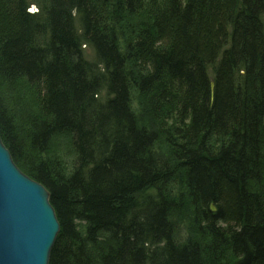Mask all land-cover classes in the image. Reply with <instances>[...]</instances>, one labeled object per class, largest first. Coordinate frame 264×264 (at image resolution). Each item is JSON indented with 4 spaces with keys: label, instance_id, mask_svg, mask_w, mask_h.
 Returning a JSON list of instances; mask_svg holds the SVG:
<instances>
[{
    "label": "trees",
    "instance_id": "obj_1",
    "mask_svg": "<svg viewBox=\"0 0 264 264\" xmlns=\"http://www.w3.org/2000/svg\"><path fill=\"white\" fill-rule=\"evenodd\" d=\"M20 83L36 106L0 98V139L48 192V264H264V0H0Z\"/></svg>",
    "mask_w": 264,
    "mask_h": 264
},
{
    "label": "water",
    "instance_id": "obj_2",
    "mask_svg": "<svg viewBox=\"0 0 264 264\" xmlns=\"http://www.w3.org/2000/svg\"><path fill=\"white\" fill-rule=\"evenodd\" d=\"M48 198L17 169L0 139V264H48L59 232Z\"/></svg>",
    "mask_w": 264,
    "mask_h": 264
},
{
    "label": "rangeland",
    "instance_id": "obj_3",
    "mask_svg": "<svg viewBox=\"0 0 264 264\" xmlns=\"http://www.w3.org/2000/svg\"><path fill=\"white\" fill-rule=\"evenodd\" d=\"M31 6H33V5H31ZM82 49H83L82 50L83 56L85 57V59L92 62L94 60V53L91 50V48L87 47L86 45H83ZM32 95H33V93L30 91L29 87L26 86L25 84L20 83V84H16V85L8 87V88L5 85L0 86V98H3L5 100V102L9 106V109L11 110L12 114H14V116L16 115L20 119L23 118V121L26 117L25 115L29 111H32L34 105L36 106L37 102H35L33 100ZM133 98H134V96H133ZM133 102H134V100H133ZM141 123H143L142 125L148 124L149 127L153 128V129H155L157 127V125L155 123L152 122V124H151L150 120L142 119ZM55 144L56 145H54L53 151L50 154H48L49 158H52L53 160H55L57 162H63L64 164H67L71 160V157H69V151L71 152V149H67V147H68L67 142L63 139H60V140L56 141ZM165 145L166 144H165L163 139L162 140L160 139V141H158V143H157L156 149L159 151V154H160L159 157L160 158L165 156V154H164V153H166ZM30 155L34 156L33 154H30ZM164 158H166V157H164ZM25 164H22V163L15 164L17 169L24 175L26 174V171H25L26 165ZM262 186L263 187H261V191L264 194V185H262ZM172 188H173V191H175L174 193L177 195H178V193H181V194L185 193V188L182 189V187L179 185L172 186ZM185 198L186 197L184 196V200H185ZM186 210H184L185 215L183 217V220H181V222H183V224H181L177 229V239L181 243H184L187 238L193 239V240L198 238L197 234L193 232L194 228L189 223V221H190L189 218L190 217L192 219L194 218V216L191 215L192 211L188 210V212H186ZM229 257L230 256L225 251L224 257H222V255H221V258H219L220 260L216 261L217 263H215V264H219V263L220 264L221 263L222 264H226V263L229 264Z\"/></svg>",
    "mask_w": 264,
    "mask_h": 264
},
{
    "label": "bare ground",
    "instance_id": "obj_4",
    "mask_svg": "<svg viewBox=\"0 0 264 264\" xmlns=\"http://www.w3.org/2000/svg\"><path fill=\"white\" fill-rule=\"evenodd\" d=\"M30 12H31V13H37V8H36L34 5L31 6V7H30ZM210 86H211V84H210ZM213 88H214V85H213ZM210 89H211V87H210ZM212 91H213V90H212ZM212 91H211V92H212Z\"/></svg>",
    "mask_w": 264,
    "mask_h": 264
}]
</instances>
